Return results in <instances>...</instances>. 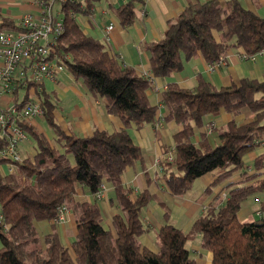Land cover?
I'll list each match as a JSON object with an SVG mask.
<instances>
[{
	"label": "trees",
	"instance_id": "trees-1",
	"mask_svg": "<svg viewBox=\"0 0 264 264\" xmlns=\"http://www.w3.org/2000/svg\"><path fill=\"white\" fill-rule=\"evenodd\" d=\"M144 2L129 0L114 7L117 22L132 24L138 14L136 5ZM62 9L64 28L55 43L56 60L100 98L123 127L113 131L96 128L86 136L68 132L55 117L57 105L51 93L41 89L43 119L57 146L34 125L23 124L35 152L33 157L16 162L13 173L0 174V204L6 225L0 224V264H198L189 248L197 236L201 248L212 253L211 264H264V153L250 164L244 162V156L257 150L264 138V77L244 76L218 87L199 74L192 88L174 81L166 84L161 93L166 114L161 119L178 129L173 133V160L165 157L169 149H164L160 160L158 178L164 189L183 196L196 179L215 169L220 172L201 198L225 184L188 231L168 222L170 211L163 205L164 223L155 233L157 250L151 251L140 238L148 230L142 211L154 194L143 189L133 196L122 176L127 167L142 161L130 125L140 129L160 120L156 117L158 106L147 95L152 78L119 63L106 41L83 33L66 13L68 5ZM0 19V31L20 28L7 16L0 15ZM141 46L150 52L152 77L169 78L183 69L184 61L198 54L213 64L226 58L228 50L252 55L264 48V17L244 8L240 0H189L167 22L159 40ZM221 112L231 118L209 133L202 132L195 141V131L204 119L209 117L208 123H213ZM245 113L249 117L239 122L236 118H244ZM144 172L149 184V173ZM104 183L112 185L118 208L107 228L96 201L76 198L80 187L96 195ZM221 191L226 192L225 198ZM250 197L259 200L262 215L241 221L238 212ZM62 206L75 222L76 234L69 246L62 242L55 222ZM39 221L50 222L51 229L43 236L36 226Z\"/></svg>",
	"mask_w": 264,
	"mask_h": 264
},
{
	"label": "crops",
	"instance_id": "crops-1",
	"mask_svg": "<svg viewBox=\"0 0 264 264\" xmlns=\"http://www.w3.org/2000/svg\"><path fill=\"white\" fill-rule=\"evenodd\" d=\"M188 1L145 0L143 12L137 10L136 19L128 26H122L117 22L112 12V9L116 6H109V9L102 7L109 10L115 20L111 39L107 42L111 49L110 53L117 57L119 63L134 67L141 73H149L152 77L149 69L150 52L142 49L141 45L159 40L167 28V22L180 12ZM221 1L224 2V0ZM240 3L244 8L255 12L260 17H264V0H240ZM38 13L39 8L35 4V0H0V15L15 20L17 25L23 15H37ZM98 14L101 16L100 13ZM83 33L104 41L99 31L91 30ZM199 74L207 77L212 84L218 87L238 82L244 76L262 79L264 77V55L257 56L254 61H251L240 58L237 50H228L225 63L214 70H210L209 63L198 54L196 57L184 61L183 69L174 73L172 77H152V86L147 90V95L149 101L158 106L157 118L166 114V108L161 102V93L166 84L174 81L181 87L192 88L196 84V78ZM42 87L51 93V98L57 105L54 112L55 117L68 132L71 131L77 135L86 136L96 128L113 131L123 127L118 117L107 112L100 98L89 93L81 81L74 80L66 71L58 73L54 81L45 80ZM23 93L19 92V95L22 96ZM5 100H7V97L1 98V102L5 103ZM230 118V114L221 112L213 123L218 127ZM42 120L34 126L45 134L52 146L56 147L54 133L47 127L43 118ZM209 120L210 118L206 117L203 125L196 129L195 141L200 139V135L204 132ZM157 123L154 125L147 124L140 129H137L135 124L130 125L129 130L142 150V161L127 167L122 176L123 182L130 187L133 196L143 189H148L154 194V199L142 211L143 220L148 226V230L140 238L142 245L151 251L157 250L155 233L164 223L163 205L170 211L168 222L183 231H188L194 220L212 200L213 195L217 194L225 184L223 182L214 187L213 193L203 199L201 198L203 191L213 180L211 176L204 175L196 179L192 189L183 196H173L165 190L162 180L158 178V162L162 159L164 149H174L173 133L178 127L166 121H162L158 125ZM20 151H24V158L33 157L35 151L32 140L30 139V142L23 144ZM256 152L255 150L246 154L244 162L250 164L257 155ZM145 170L148 171L151 179L149 184L146 183ZM236 176L237 174L234 177ZM104 184L106 192L103 198L96 200L95 195L90 194L84 187L77 190L76 198L80 201H96L101 209L103 225L107 228L110 226L111 217L118 211V208L113 202L112 185L110 183ZM258 210H260V203L255 202L254 198L252 200L247 199L238 212V218L241 221L257 218ZM36 226L40 235L42 234L41 236L51 229L48 221L36 222ZM57 229L64 245L69 246L76 234L74 217L71 212L67 215L65 222L57 224ZM189 248L192 250V255L196 258L198 264H211L212 253L201 248L200 236L190 244Z\"/></svg>",
	"mask_w": 264,
	"mask_h": 264
},
{
	"label": "built area",
	"instance_id": "built-area-1",
	"mask_svg": "<svg viewBox=\"0 0 264 264\" xmlns=\"http://www.w3.org/2000/svg\"><path fill=\"white\" fill-rule=\"evenodd\" d=\"M100 1L102 0H35L39 8L37 15H23L18 23L19 29L0 31V174L13 173L15 163L24 158L20 147L30 142V139L23 124L36 125L43 118L44 112L39 92L43 88L44 81H54L58 73L65 71L62 64L56 60L55 46L57 37L64 28L63 14L65 12L62 5H68L66 13L78 23L83 32L99 31L101 38L109 42L115 20L109 10L96 5ZM104 1L109 6L117 7L129 0ZM88 9L89 11L84 13ZM136 9L140 12L144 10L140 3L136 5ZM98 13L101 14V21L95 18ZM262 55H264V48L252 55L239 52L240 58L251 61ZM225 61L226 58H220L215 63L209 64V69L214 70ZM142 74L152 78L149 73ZM19 92L24 93L20 96ZM2 97H7L5 103L1 102ZM159 117L157 125L163 121L161 116ZM214 127V123L207 122L204 131L209 133ZM258 145V149H262L264 153V138ZM173 155L174 149H171L165 157L172 161ZM158 170H160V162H158ZM105 192V184H101L95 197L101 199ZM220 194L223 198L226 197V192L221 191ZM254 200L259 203L256 198ZM69 213L65 206L60 207L55 222L57 224L65 222ZM257 214L262 215V210H258ZM0 224L6 228L1 204Z\"/></svg>",
	"mask_w": 264,
	"mask_h": 264
},
{
	"label": "rangeland",
	"instance_id": "rangeland-1",
	"mask_svg": "<svg viewBox=\"0 0 264 264\" xmlns=\"http://www.w3.org/2000/svg\"><path fill=\"white\" fill-rule=\"evenodd\" d=\"M96 5H100V6H102L103 8H105V9H109L110 7H109V5H108V3L106 2V1H104V0H102V1H100V2H97L96 3ZM95 18L98 20H101L102 19V17L99 15V14H96V16H95ZM244 118H246V117H249V114L248 113H245L244 114V116H243ZM244 118H240L239 119V117H237L236 119L239 121V122H243V119ZM41 121H43L42 119H41ZM30 144H32V143H30ZM257 152H256V154L258 155V154H261L262 152H263V150L262 149H257L256 150ZM22 152V154H23V156L25 155V153H24V151H21ZM220 172V169H215L213 172H210V173H208V174H206L207 176H211L212 178H214L215 176H216V174H218ZM219 193V192H218ZM249 200H252V197H250V198H248ZM253 217V216H252ZM253 219V218H252ZM249 220H251V219H249ZM42 235V234H41ZM199 238V236H197L196 237V239L195 240H197ZM191 250V249H190ZM191 252H192V250H191ZM192 254H193V252H192Z\"/></svg>",
	"mask_w": 264,
	"mask_h": 264
}]
</instances>
